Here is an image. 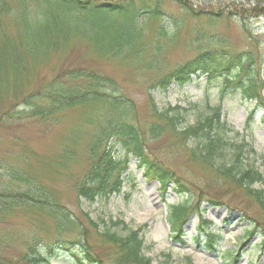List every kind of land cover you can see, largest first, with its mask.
Masks as SVG:
<instances>
[{
  "label": "rangeland",
  "instance_id": "1",
  "mask_svg": "<svg viewBox=\"0 0 264 264\" xmlns=\"http://www.w3.org/2000/svg\"><path fill=\"white\" fill-rule=\"evenodd\" d=\"M10 6L0 34L15 37L18 25L13 19L18 8L13 1ZM254 7L261 8L252 11ZM159 8L164 16L137 20L143 31L134 39L135 53L127 54L126 49L111 52L113 43L107 38L92 40L78 31L39 61L22 54L27 68L20 84L24 93L50 83L68 70L95 72L113 82V89L108 91L132 106L130 120L141 130H146L150 122V99L160 107H186V120L180 127L210 111L207 105H220L222 119L232 127L228 137L245 144V163L264 173V90L261 101L250 100L238 84L240 79L254 78L258 86L259 81H264V0H162ZM162 28L167 32L165 36L160 34ZM207 52L234 59L232 67L225 70V65L219 64L218 69L197 72L184 85L173 81L163 92L160 78ZM239 61L245 68L237 76L238 69H234ZM9 107L26 110L21 97L14 99L12 90L0 94V113ZM96 113L95 107L82 106L66 110L54 122L27 118L25 112L4 120L0 123V159L40 181L51 200L81 223L86 222V213L97 222L109 224L121 219L131 228L143 227L144 252L152 264H264L261 209L244 189L190 159L187 148L192 141L176 143L168 133L155 139L146 137L148 157L174 177L165 194L154 178L156 170L144 173L140 160L130 156L120 172L118 192L94 201L78 199L75 183L90 164L88 145L96 131L91 119ZM66 150L68 156L64 155ZM124 153L121 144L116 143L115 156L123 158ZM183 188L185 192L179 193ZM179 200L186 201L188 209L174 232L167 213L169 205ZM116 228L121 231L120 226ZM208 232L220 235L216 246L210 245ZM79 234L76 229L58 233L55 219L44 211L14 213L0 221V243L7 257L24 253L33 238L39 243V251L46 252L48 243L64 237L66 247H57L51 254L47 251L51 264H79L76 255L85 256L81 246L84 239L103 264H117L109 244H102L92 235L86 239Z\"/></svg>",
  "mask_w": 264,
  "mask_h": 264
},
{
  "label": "trees",
  "instance_id": "2",
  "mask_svg": "<svg viewBox=\"0 0 264 264\" xmlns=\"http://www.w3.org/2000/svg\"><path fill=\"white\" fill-rule=\"evenodd\" d=\"M11 1L18 8L13 19L18 25V33L15 37L2 35L3 32L0 34V94L12 90L14 99L21 97L26 110L16 111L9 107L0 113V123L18 117L21 112H25L27 118L54 122L68 109L95 107L97 113L92 115L91 120L96 125V131L88 145L90 164L82 178L75 183L78 199L94 201L118 192L121 186L120 172L128 164L130 156L140 160L139 164L144 166L146 174L156 170L153 176L165 194L170 179L174 177L162 171L160 164L151 161L145 139H155L168 133L176 143L192 141L191 147H186L190 151V159L212 168L218 177L244 189L245 195L259 206L264 215V173L253 164L245 163V144L228 137L227 132L232 127L222 119L220 105H207L210 111L197 117L192 124L180 127L186 120V107L178 104L160 107L150 99V122L146 124V130H141L130 120L133 118L132 106L113 91H108L113 89V82L95 72L68 70L29 93H24L20 85L27 75L24 54L29 55L30 60L39 61L49 50L66 41L69 34H77L78 31L92 40L107 38L110 44L113 43L109 49L111 52L116 49H126L127 54L137 52L133 42L143 31L137 20L161 16L159 7L162 0H0V27L4 16L10 14ZM257 8L261 7L251 10ZM160 34L165 36L167 32L162 28ZM233 60L226 55L221 57L203 53L160 78L159 84L164 92L171 82L184 85L192 75L218 69L219 64L223 63L224 69L229 70ZM244 68V62L239 61L234 69L235 72L238 69L237 76ZM233 77L234 74L230 78ZM238 84L245 98L261 101L263 80L259 81V86L254 78L240 79ZM116 143H120L125 151L123 158L114 154ZM66 151L64 155L68 156L69 150ZM255 184L259 186L255 187ZM179 185L182 187V183ZM184 192L183 188L179 193ZM187 209L186 201L169 205L168 218L175 230ZM30 210L44 211L53 217L58 233L76 229L86 239L92 235L102 244H109L117 264H152L144 252L143 227L131 228L121 219L111 220L109 224L103 220L97 222L86 213V222L81 223L51 200L40 181L0 159V221L14 213ZM118 226L121 231L116 228ZM216 236L212 237V244H216L220 238ZM66 244V239L60 237L48 243L45 250L51 254L57 247H66ZM38 246L37 239L33 238L26 245L24 253L18 257H7L3 255V245L0 243V264H51L50 254L39 251ZM81 246L85 256L78 258L76 255L79 264H103L87 248L85 239Z\"/></svg>",
  "mask_w": 264,
  "mask_h": 264
}]
</instances>
